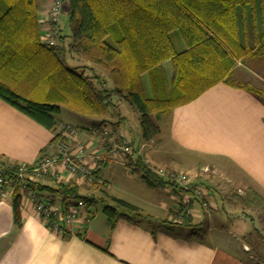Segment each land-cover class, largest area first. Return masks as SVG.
I'll use <instances>...</instances> for the list:
<instances>
[{"label":"trees","instance_id":"16d2710c","mask_svg":"<svg viewBox=\"0 0 264 264\" xmlns=\"http://www.w3.org/2000/svg\"><path fill=\"white\" fill-rule=\"evenodd\" d=\"M62 1L69 12V32L59 34L57 44L50 46L41 38L38 0H0V99L46 129L53 131L63 125L59 114L67 109L100 117L101 123L94 127L97 132L106 134L103 125L109 123L111 133H123L125 120L113 115L117 110V115L125 118L118 114L121 99L139 112L141 137L149 140L160 132L153 116L169 117L175 107L218 83L241 88L264 104V86L241 79L237 73L245 59L264 58V0ZM173 31L183 39V48L176 47ZM67 55L83 62L71 64ZM166 61L172 64L170 77L161 72ZM97 67L101 73H96ZM86 69L93 73L88 74ZM151 71L156 89L155 94L147 96L141 90V77ZM60 136L63 130L54 139ZM130 147V161L148 184L185 191L175 178L153 171L142 156L132 159L139 148ZM110 151V157H114L113 149ZM99 158L98 163L106 162L105 157ZM19 165L0 162L1 172L7 177L13 175V186L18 181L14 174ZM31 165L27 164L28 168ZM100 170L96 163L91 184L98 182ZM45 177L56 181L54 176ZM30 186L47 192L52 202L63 207L82 201L87 212L95 199L83 194L73 179L52 184L40 181ZM13 194L14 221L20 225L16 187ZM231 196L237 206L258 213L264 231V195L248 189L243 196ZM110 199L113 204L106 205L103 213L112 223L119 218L137 221L142 216L134 204L118 197ZM89 214L92 217V212ZM191 222L186 217L181 223L190 226ZM168 223L161 221L163 226Z\"/></svg>","mask_w":264,"mask_h":264},{"label":"crops","instance_id":"0c3cea01","mask_svg":"<svg viewBox=\"0 0 264 264\" xmlns=\"http://www.w3.org/2000/svg\"><path fill=\"white\" fill-rule=\"evenodd\" d=\"M45 1L40 0L41 9ZM168 118L170 140L178 151L167 152V163L161 157L154 159L159 165L187 172L191 178L188 191L196 186L206 190L208 208L193 201L195 213L186 216L178 198L183 190L150 185L143 179L146 186L136 185L143 188L144 196L134 193V187L121 195L104 192L137 206L142 213L137 221L119 218L112 223L102 210L93 212L90 220L69 236L61 237L28 204H20L21 224L17 225L14 194L8 190L0 201V264H257L244 254L248 245L264 243L258 213L237 206L231 195L243 196L248 189L264 195V104L241 88L218 83L175 107ZM76 127L75 141L89 144L85 159L88 161L91 153L94 156H89V161L96 159L102 149L92 139L95 135L90 130L95 125ZM61 130V126L46 129L0 99V162L33 164L41 155L58 153L61 140L72 150L71 136L63 132L54 139ZM108 161L98 164L100 169ZM73 180L86 191L83 194L95 196L91 183L77 177ZM100 184H105L102 169L98 182L92 185ZM39 194L48 196L47 192ZM184 216L190 217L193 225L182 224ZM163 220L171 223L163 226ZM259 250L264 257V247Z\"/></svg>","mask_w":264,"mask_h":264},{"label":"rangeland","instance_id":"374dc122","mask_svg":"<svg viewBox=\"0 0 264 264\" xmlns=\"http://www.w3.org/2000/svg\"><path fill=\"white\" fill-rule=\"evenodd\" d=\"M38 1L41 5L40 0ZM40 16H42L41 8H40ZM68 17H69L68 9L65 3H63L61 13L59 16V20L57 22L60 34L65 35L69 32ZM172 37L178 49H181L184 47L183 39L181 38V36L179 35L177 31L172 32ZM67 59H68L67 61L71 64H81L83 62L82 60L78 59L77 56L75 57V56L67 55ZM170 64L171 63L169 61L167 63L164 62L162 65V69L164 71L161 69L162 74L165 75L166 73L165 76L167 77H170L173 72L172 70L170 74V70H171ZM94 69L96 70V73L102 72L98 67ZM86 72L88 74L93 73L89 69H86ZM155 72H158L159 74V71H155ZM237 73H238L239 78L241 79L251 80L254 84L258 86H264V58L261 60L260 59H245L243 62H241L238 65ZM153 75H154V72L151 71L150 73H144L141 77V84H142L141 90L147 96H152L153 94H155L156 88L153 83ZM116 98H118V96H116ZM119 100H120L121 109L118 112V114L125 116L126 119L120 118L117 115V110L115 111L113 115L114 117H116V119H123V121L125 120L122 123V131L128 133L129 139H130L129 145L132 146V148H134V146L137 147L136 144L139 143L140 144L139 148H141L140 156H142V160L147 156L151 158L152 161L153 160L155 161L156 166H164V165H159V163L154 158L161 157L164 163H167L164 160L165 158L168 159L170 157V155L167 154V152L178 151V147L174 143H172V141L170 140L169 121H168L169 118L163 115L160 116L159 118L156 116H153L154 120L156 121V123L158 124L160 128V132L155 134L149 140H144L141 137L142 126L140 123L139 112L136 109L131 108L123 100L121 99ZM59 119L60 120L62 119L64 121L70 122L73 125H75L77 132H78V129L76 126L80 128H83V127L92 128V126L101 123L100 117L79 115L74 112L68 111L67 109L62 110L61 114H59ZM63 125H66V124H63ZM103 129L107 130L106 134H104V131L102 130H98L99 132H97V129L94 127L92 128V130H90L91 132H94V135H95L92 138L93 141H96L97 146L101 147L100 149H102L99 156L105 157L106 160H109L107 164L101 166L102 177H103V181H105V184L104 185L100 184V185H97L96 187L90 184V188H92L91 191L95 195L94 196L95 202L91 204V206L88 207V209L92 213L93 212L101 213L106 205L113 204L110 197L105 195L104 192H107L109 195H121L125 191H131L130 189L134 187L132 190L134 193L139 194V196H144L143 188L136 184H143V186H146L144 185L145 183L143 181L141 174H139L138 172H132L131 170V166H132V163L130 161L131 157L128 156L127 152H124L122 150L124 147L123 146L124 144H123V139L120 135L121 133H119L118 130H116L115 133H111L112 128L109 123H105L103 125ZM82 138L84 139L85 135L82 134ZM85 143L86 142H84L83 140L82 142H75L73 143V148L76 147V145L85 144ZM69 148H71L70 145H69ZM112 149H114V155H113L114 157H110V154L112 155V153H110L111 152L110 150ZM104 153L105 155H103ZM89 156L90 157L94 156V153H91L88 155V162L90 163L95 162L97 163V165L101 164V163H98V162H101V158L99 159L92 158L89 161L90 159ZM137 156L139 155L137 153H134L132 156L133 157L132 159L135 160ZM166 166H168L173 171H178L177 169L171 168L167 164ZM45 179L46 178H42L41 181ZM84 181L86 182L87 180H84ZM92 186L95 188H93ZM81 192L86 193L84 189L81 190ZM101 197L105 199H101ZM252 211L253 210H249L250 213H253ZM228 218H233V221L234 222L236 221V218L232 217L230 214ZM248 239L251 240V242L253 240L250 238ZM253 242L260 243V241H253ZM248 247H249V250L245 251V254H244L245 257L248 259H252L257 264H264V257H262L260 254L262 253V251L260 252L259 250V248L261 249L262 247H264V243L263 245L260 243L259 247L255 246L254 244L248 245Z\"/></svg>","mask_w":264,"mask_h":264},{"label":"built area","instance_id":"2783aa9c","mask_svg":"<svg viewBox=\"0 0 264 264\" xmlns=\"http://www.w3.org/2000/svg\"><path fill=\"white\" fill-rule=\"evenodd\" d=\"M62 0H46L42 6V16L40 22L42 24V41L50 46L57 44L59 36L58 20L62 9ZM65 136H71L72 141L77 139V130L70 124L61 125ZM123 139V151L127 154L132 153L129 145L130 139L127 132L120 134ZM87 143L76 145L69 152V144L65 140L58 142V153L52 156H43L39 162L32 164L28 168L27 164L19 165L15 172L18 181L12 185L13 175L5 176L0 169V201H2L8 189L14 193L15 187L18 189L20 196V204H28L37 216L48 225V227L55 232V234L64 237L65 234H72L73 230L85 225L91 215L85 210L82 201H76L68 206H61L51 201L50 196H42L32 186L31 183H38L45 176H54L56 182L69 181L75 179L85 178L88 176V181L92 180V170L96 163H90L85 159V149L88 148ZM114 151V149H113ZM114 153V152H113ZM145 163L148 164L153 171L160 175L170 176L175 178L177 184L184 188L182 196H178L180 204L183 205L184 214L189 216L195 213L192 202H199L203 207L208 208V201L206 199V190L196 186L191 192L188 188L191 183L190 175L185 171H173L168 166H156L151 158L145 157ZM132 172L135 171V165L131 166ZM64 171L67 175L64 176ZM180 195V194H179ZM177 197V196H176Z\"/></svg>","mask_w":264,"mask_h":264}]
</instances>
